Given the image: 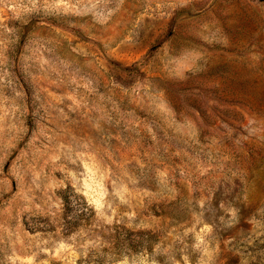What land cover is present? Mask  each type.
<instances>
[{"label":"rangeland","instance_id":"rangeland-1","mask_svg":"<svg viewBox=\"0 0 264 264\" xmlns=\"http://www.w3.org/2000/svg\"><path fill=\"white\" fill-rule=\"evenodd\" d=\"M0 264H264V1L0 0Z\"/></svg>","mask_w":264,"mask_h":264},{"label":"water","instance_id":"water-1","mask_svg":"<svg viewBox=\"0 0 264 264\" xmlns=\"http://www.w3.org/2000/svg\"><path fill=\"white\" fill-rule=\"evenodd\" d=\"M262 1H264V0H262Z\"/></svg>","mask_w":264,"mask_h":264}]
</instances>
